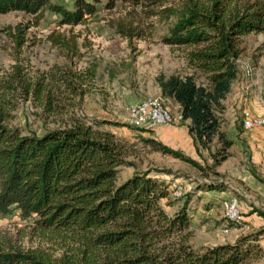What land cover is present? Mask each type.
Here are the masks:
<instances>
[{"label": "trees", "instance_id": "16d2710c", "mask_svg": "<svg viewBox=\"0 0 264 264\" xmlns=\"http://www.w3.org/2000/svg\"><path fill=\"white\" fill-rule=\"evenodd\" d=\"M140 2L74 0L69 9L51 0H0V13L22 11L36 17L37 23L45 11H51L60 16L59 24L75 26L97 13L99 4L112 10L128 3L130 8L109 18L108 25L133 50L134 39L147 35L136 20ZM160 4L161 0L141 4L145 17L161 14L167 20L179 14L161 42L187 47L185 59L191 69L158 73L155 81L160 94L179 104L182 122L189 120L188 133L197 148L209 150L216 140L220 144L216 152L224 159L233 142L221 129L222 101L238 74L240 38L264 33V0L238 7L232 0H187L182 8L157 10L155 5ZM29 27L18 23L5 28L13 44L14 63L12 71L0 79V214L17 211L22 220L32 219L36 230L58 237L61 254L54 257L43 250L0 243V264H249L260 258L258 241L263 232L195 246L189 239L191 217L186 205L170 213L162 203L169 191L159 175L173 170H137L120 180L121 168L136 164L127 158L125 146L114 133L94 129L80 119L40 134L21 133L12 126L19 101L35 100L46 114L55 109L46 78L26 70L23 46ZM77 37L52 31L47 39L71 58L82 56ZM140 140L142 147L197 165L154 137ZM201 188L220 186L210 182Z\"/></svg>", "mask_w": 264, "mask_h": 264}, {"label": "rangeland", "instance_id": "374dc122", "mask_svg": "<svg viewBox=\"0 0 264 264\" xmlns=\"http://www.w3.org/2000/svg\"><path fill=\"white\" fill-rule=\"evenodd\" d=\"M51 1L73 8L74 0ZM186 1L161 0L155 6L157 10L179 9ZM198 1L206 3L207 0ZM232 1L238 7L253 0ZM147 2L142 0L136 6V20L142 22L147 35L144 39H134L133 50L108 25L109 18L130 8L128 3L112 10L99 4L97 13L75 26L59 24L60 16L51 11H45L37 23H34L36 17L22 11L0 13V79L12 71L14 63L13 44L5 28L18 23L30 24L23 46L26 70L32 76L46 78L55 103V109L46 114L35 100L19 101L10 124L21 133L40 134L80 119L94 129L112 132L125 146L127 158L136 164L121 168L120 180L137 170L162 167L173 170L172 174L159 175L167 182L169 191L162 203L170 213L186 205L191 217L189 239L195 246L232 242L242 235L263 232L258 243L264 249V125L244 127L250 113L264 116V33H250L240 38L235 88L222 101L221 113V129L233 144L221 159V154L216 152L220 144L214 140L209 150L197 148L182 120L153 125V128L135 126L139 101H157L171 116L179 117L172 106L174 102L164 100L159 93L155 77L158 73L191 71L185 59L187 47L161 42V36L168 32L179 14L167 20L161 14L146 18L143 5ZM52 31L77 34L82 56H65L63 50L47 39ZM236 93L240 97H232ZM141 137H154L197 165L142 147ZM210 182L220 188H201ZM232 207L237 211L236 218L230 216ZM0 243L4 247L43 250L54 257L61 254L57 236L36 230L32 219L22 220L17 211L0 214ZM249 264H264V251Z\"/></svg>", "mask_w": 264, "mask_h": 264}, {"label": "built area", "instance_id": "2783aa9c", "mask_svg": "<svg viewBox=\"0 0 264 264\" xmlns=\"http://www.w3.org/2000/svg\"><path fill=\"white\" fill-rule=\"evenodd\" d=\"M138 110H150V117H138V112L135 117H138V124L136 127H148L153 128V124L168 125L181 121L180 117H174L165 113L164 116H156L157 103H148L146 101H139ZM263 117H257L250 113V120L248 121V127L250 129L256 128V124Z\"/></svg>", "mask_w": 264, "mask_h": 264}, {"label": "bare ground", "instance_id": "6f19581e", "mask_svg": "<svg viewBox=\"0 0 264 264\" xmlns=\"http://www.w3.org/2000/svg\"><path fill=\"white\" fill-rule=\"evenodd\" d=\"M148 103H157L158 105L156 106V116H164L165 113L170 115V113L168 111H166L161 105H159V103L157 101H150ZM138 117H150V110H138ZM136 112V114H137ZM136 117V118H138ZM181 118V117H180ZM182 120V119H181ZM250 119H248L245 124H244V127L246 129H250L248 127V121ZM153 125H160V124H153ZM264 125V118H261V120L256 124V128L257 127H260V126H263ZM232 214L230 215L232 218H236L237 217V211L235 209V207H232Z\"/></svg>", "mask_w": 264, "mask_h": 264}, {"label": "crops", "instance_id": "0c3cea01", "mask_svg": "<svg viewBox=\"0 0 264 264\" xmlns=\"http://www.w3.org/2000/svg\"><path fill=\"white\" fill-rule=\"evenodd\" d=\"M233 87L235 88L234 81H233V83H232V85H231V90H232ZM236 88H237V84H236ZM231 90H230V92H229L228 95H230ZM158 91H159V93H160L159 87H158ZM228 95H227V96H228ZM233 95L239 96L238 93H236V94H232V97H233ZM239 97H240V96H239ZM226 98H227V97H226ZM164 100H166V101H168V102L173 101V102H174V104H172L173 108L176 109V112H179V104H178L177 102H175L173 99H171V98H167V97L164 98ZM179 115H180V116H179ZM177 116L181 117L180 112L177 114ZM184 122H185L186 124H188V123H189V120H186V121H184ZM157 128H158V129H162V126H158ZM261 249H262V254H261V255H263V251H264V249H263V248H261Z\"/></svg>", "mask_w": 264, "mask_h": 264}]
</instances>
